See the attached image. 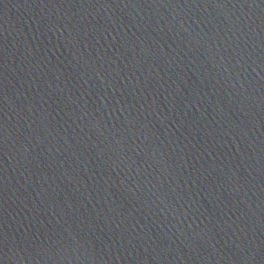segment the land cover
Here are the masks:
<instances>
[{
	"label": "water",
	"instance_id": "obj_1",
	"mask_svg": "<svg viewBox=\"0 0 264 264\" xmlns=\"http://www.w3.org/2000/svg\"><path fill=\"white\" fill-rule=\"evenodd\" d=\"M0 264H264V0H0Z\"/></svg>",
	"mask_w": 264,
	"mask_h": 264
}]
</instances>
